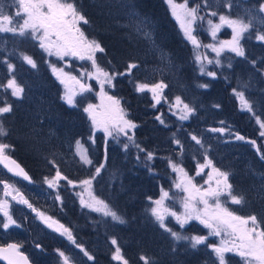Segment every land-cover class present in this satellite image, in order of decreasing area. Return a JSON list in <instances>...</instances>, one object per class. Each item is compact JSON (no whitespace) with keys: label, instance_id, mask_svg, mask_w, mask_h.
I'll return each instance as SVG.
<instances>
[{"label":"trees","instance_id":"1","mask_svg":"<svg viewBox=\"0 0 264 264\" xmlns=\"http://www.w3.org/2000/svg\"><path fill=\"white\" fill-rule=\"evenodd\" d=\"M75 3L88 20V24H80L85 35L97 40L105 50L95 54L97 64L115 75L112 86L104 85V92L120 100L126 118L137 125L129 134L134 132L136 144L144 151L123 135L115 139L106 137L102 131L94 132L83 109L93 104L102 113L110 102L100 97V84L95 77H87V73L94 71L91 61L72 56L63 59L49 56L30 36L12 33H0V68L8 70L7 63H11L18 69L16 72L29 73V78L22 80L25 92L21 97L12 96L9 89L7 92L0 89V106H4L5 101L12 106L11 112L0 116L8 132L7 136L0 137V142L11 146L9 152L26 165L37 183L43 179L44 172L52 176L57 169L70 179H90L95 167L104 165L95 176L97 182L93 183V191L122 217L123 223L81 208L75 197L65 194L63 208L54 210L52 215L70 229L79 245L102 242L104 249L94 253L96 264H121L112 258L116 247L121 249L129 264H143L141 256L149 258L150 264H213L215 258L210 248L205 245L192 248L188 241H175L159 226L150 209L155 207L153 201L160 199L163 190L169 193L165 206L177 213L183 212L181 200L186 193L175 187L179 174L172 170L169 161L182 166L189 177H194L193 183L207 187L204 182L211 168H205L200 175L196 172L200 164L211 160L213 166L229 173L233 193L244 197L240 205L229 202L224 206L237 215H256L264 228V159H261L264 137L260 136L264 129H260L251 113L241 109L233 93V89L243 91L253 111L264 121V42L256 40V33L250 32L241 40L244 57L227 50L217 57L212 48L206 47L213 45V37L209 36L207 8L201 3L198 15L204 20L198 21L195 32L199 48H194L184 36L166 0H75ZM13 7L14 4L7 7L9 15ZM16 19L13 18V24ZM213 19L218 20L217 16ZM138 25L151 34V39H145L136 31ZM227 29L219 30L215 39L225 40ZM197 54L207 58L204 60L206 70L216 72L215 77L200 73V64L195 59ZM24 55L35 60V68L23 59ZM208 59H219L220 64H207ZM129 63H136L138 67L131 74L119 75L125 73ZM53 66L91 85V91L75 97V107L63 99V85L52 71ZM160 81L168 87L163 90L167 100L161 99L159 104L150 92H138L135 87L137 83L151 85ZM200 84L209 87L201 88ZM2 93L7 94V99ZM42 94L45 96L41 103ZM177 96L195 109L188 120H180L174 114L177 109H170ZM41 105L50 118L64 124L72 119L75 121L72 144L79 140L84 145L92 165L48 151V145L30 121ZM214 128L225 131H211ZM93 133L95 142L89 139ZM237 135L244 139H236ZM192 136L201 144L192 140ZM124 144L128 145L127 150ZM147 152L153 153L150 161L146 159ZM224 200L222 196L221 201ZM165 223L183 235L209 233V229L195 219L183 228L171 216L166 217ZM113 239L116 245L111 243ZM220 239L208 236L207 243L219 244ZM67 240V236L61 235L63 244L56 247L63 252ZM226 259L228 264H243L235 253L226 254ZM0 264L5 263L0 260Z\"/></svg>","mask_w":264,"mask_h":264},{"label":"snow or ice","instance_id":"2","mask_svg":"<svg viewBox=\"0 0 264 264\" xmlns=\"http://www.w3.org/2000/svg\"><path fill=\"white\" fill-rule=\"evenodd\" d=\"M166 3L170 7L172 15L179 22L184 36L191 41L194 48H199L200 42L193 35V25L198 20H204L203 16L198 15L200 6L189 7L188 0H183L181 3H176L175 0H166ZM203 3L207 6V0H203ZM14 7L15 10L12 15H9L5 12L3 6H0V33H12L13 35L19 36L28 35L33 40L38 41L39 47L44 49L49 56L55 55L60 59H63L65 56H72L80 60L87 59L91 61L94 71L87 73V77L88 79L95 77L100 84L102 98H106L110 102L102 113H98L96 111L97 106L93 104H88L83 109L91 120L94 132L102 131L106 137H113L115 139L123 135L136 148L144 151V149H140V146L136 144L134 132L131 135L129 134V130H134L137 125L132 120L126 118L127 113L120 106V100L108 96L104 92V85L108 84L112 86L115 75L97 64L95 54L97 52L103 53L105 50L97 40L89 39L80 27L81 22L86 25L88 24V20L77 9L75 0H14ZM225 7L230 10L232 7L231 2L226 3ZM259 11L264 13V3L260 4ZM217 15V12H211V16ZM14 17L17 18L15 24H13ZM207 23L213 38H215L221 27L225 25L232 30L231 39L220 41L219 47L211 44L206 45V47L212 48L217 57L225 50L235 53V55L240 57L245 56V49L241 45V40L245 37L246 33H249L253 29V18L245 20L242 17L231 18L228 15H219V23H214L211 19ZM141 25L136 27V31L141 33L145 39H151V34L145 31ZM255 39L264 42V32H256ZM23 59L33 68L36 67V62L31 56L24 55ZM195 59L200 64V73L202 75L209 77L216 76V72L206 70L204 64V60L207 59L206 57L197 54ZM213 63L219 65L220 60H207V64ZM253 63L255 62L253 61ZM7 66L9 72L14 71V65L7 63ZM137 67L138 65L136 63H129L125 73H119V75L131 74L132 70ZM229 67H231L230 64ZM52 71L61 79V83H67L62 78L68 77V74L64 73L63 69H58L53 66ZM68 79H71L79 85V92L67 89L66 87L63 99L68 105L75 107L76 95L91 91L92 89L91 85L81 83L75 76L68 77ZM135 87L138 92H150L156 104H159L161 99L167 100V97L163 96V90L168 86L163 81L151 85L148 83H137ZM199 87L208 88L209 85L200 84ZM0 88H3L6 92L8 89H11V95L15 97H21L24 92V88L17 83L14 76L9 78L6 84H0ZM233 93L239 99L241 109L251 113L255 117L256 123L259 124L260 129H264V121L253 111L252 103L245 98L244 92L233 89ZM215 106L219 107V105ZM171 108L177 109V112L174 114L178 115V118L182 121L188 120L195 111L194 108L190 107L179 96L175 97V102L170 105ZM11 111L12 106L6 101L4 102V106H0V116ZM156 119L161 124L164 123L160 116H157ZM211 131L224 132L225 129L214 128ZM7 135V130L4 128L3 123L0 122V137ZM260 136L264 137V131H260ZM89 139L95 142L94 133ZM191 139L196 141L197 144H201V141L196 136H192ZM236 139L243 140L244 137L237 135ZM176 143L179 144V140H176ZM251 143L255 144V141H251ZM123 147L127 150L128 145L124 144ZM10 148L11 146L9 144L0 142V163L4 164L15 175L23 176L24 179H30L28 174L8 154ZM76 154L84 164L92 165L93 161L88 157L87 149L79 140L76 142ZM146 159L149 161L152 160L153 153L147 152ZM261 159H264V156ZM169 162L172 170L179 174L178 180L174 182L175 187L187 193V195L181 200L183 212L177 213L165 206L164 201L169 198V193L162 190L160 199L153 201L155 207L150 209L152 216L159 223V226L168 232L175 241H188L192 248H197L199 245H205L210 248L211 255L215 258L213 264H228L226 259V254L228 253H235L241 258L243 264H264V228L261 227V221L257 219L256 215H249L247 217L237 215L236 212L224 206L229 202L235 205H240L244 202L242 195L233 193V186L229 183L228 179L229 173L223 172L213 166L211 160H206L205 163L199 165V170L196 172V175H200L205 168H211V173L208 174V179L204 182L207 184V187H204V185L198 186L193 183L194 177H189L182 166L171 161ZM103 167V164L95 167V173L90 179L80 181L84 190L77 195L80 196V203L83 207L99 212L103 216L111 217L114 221L123 223L122 217L92 190V181L95 179V176L100 174ZM45 179L50 187H57V181L60 179L67 180V177L62 176L59 169H57L52 179ZM213 180H215L214 185L212 183ZM0 183L4 184L3 195L5 197L11 196L12 200H18L19 203L33 208L32 204L13 185L6 182ZM68 183L72 184L73 182L68 180ZM84 193H87V199L84 198ZM222 196L225 197L224 202L221 201ZM56 199H60V197L57 196ZM9 207L10 204L7 199H0V213L5 218L3 221H0V226L3 228H8L16 224V220L13 219L9 212ZM33 211L37 212V216L49 228L61 232L62 235L67 236L70 241L75 243L70 229L35 208H33ZM168 216L173 217L181 228L193 219L198 220L205 228L209 229V233L208 235H183L180 232L174 231L173 228L165 223V219ZM208 236L220 237L219 244L207 243ZM111 243L116 245L117 242L113 239ZM76 246L81 247L78 244ZM20 247L21 245L16 243L0 246V259L7 261V264H30L28 257L19 251ZM36 247L39 248L41 245L37 244ZM57 251L59 256L63 258V264H70L69 257L64 252ZM84 254L88 256L89 260L94 259L87 251H84ZM112 258L120 261L121 264H129V261L121 254L119 247L115 248ZM140 259L143 261V264H150L149 258L141 256Z\"/></svg>","mask_w":264,"mask_h":264},{"label":"rangeland","instance_id":"3","mask_svg":"<svg viewBox=\"0 0 264 264\" xmlns=\"http://www.w3.org/2000/svg\"><path fill=\"white\" fill-rule=\"evenodd\" d=\"M175 2L181 3L183 2V0H175ZM228 2H231L232 4L230 10L225 7V4ZM200 3L205 7L203 0H188L189 7H194L196 5H199ZM261 3H264V0H207V18L209 17L208 20L211 19L214 23H219V15H228L231 18L242 17L245 20L253 18L254 27L250 30V32H264V13H261L259 11V6ZM11 4H14V0L13 2L12 0H0V6H3L7 14H10L6 11V9ZM13 10H15V7H13ZM213 11L218 13V20L216 21L213 19V17L215 16H211V12ZM198 21L193 25L194 36H196L195 32ZM224 28H228L226 30L227 36L225 40H230L232 37V30L226 25L221 27L220 30H224ZM249 33H246L245 35ZM210 35L211 32L209 30V36ZM215 38H213L212 44L216 47H219V42L221 40ZM29 66L31 65L29 64ZM17 70L18 69L14 68V71L9 72V70L3 67L0 68V83L6 84L7 80L14 76L17 83L24 88L25 92V83H23L22 80L23 78H25L27 81L29 78V73H21V71L16 72ZM71 76L74 75L71 73L68 74V77ZM68 77H62L67 82L66 84L62 83L64 92L66 91V87L67 89L79 92V85H77L71 79H68ZM77 79L80 80L81 83H83L80 78ZM3 80L5 81L2 82ZM0 89L1 91H4L3 88ZM9 90L11 92V89ZM6 95L7 94L4 95L2 93L1 96L4 97V99H7ZM99 95L100 97H102L100 92ZM43 96H45V94H42L40 96L41 103L42 100L44 101ZM76 96H78V94ZM43 109V105H41L37 112L34 111V117L30 121L39 131V134L43 138V141L48 145V151L62 153L71 160L77 159L80 161L79 156L76 154V144H72L73 139L71 137L72 130L75 129V121L72 119L64 124L60 121H57L53 117L50 118ZM96 111L98 113H101V109L98 107H96ZM49 175L50 174L47 175V173L44 172L42 174L43 179L39 180L40 182L38 183L34 181H24L12 176L3 168V166L0 165V182H6L13 185L14 188L18 189L19 192L23 194V197L27 199L30 204H32L33 208L37 209L40 212H43L46 216H50L54 220H56L52 216L53 211L63 208V205L65 203L64 194L66 196L71 195L72 197H75L79 201L78 206H80L81 208H86L81 205L80 196L77 195L78 193H81L82 190H84L83 186L80 184V181L82 180L78 181L77 179L70 178H67V180L60 179L59 181H57V187H50L45 178L52 179L55 175ZM61 175L63 176L64 174L61 173ZM68 180H71L73 183L69 184ZM96 182L97 180L95 178V181H92V190L94 189L93 183ZM212 183L213 185L215 184L214 181H212ZM3 190L4 184L0 183V199L8 200L10 204L9 212L12 215L13 219L16 220V224L11 225L8 228H3L2 226H0V244H5L11 240H14L22 244L23 249L30 254V256L35 260L37 264H63V258L59 256V253L57 251H61V249H58V247H56L57 244H63V242H61V232H57L53 228H49L37 216V212L33 211V208H29L26 204L19 203L18 200H12L11 196L5 197L3 195ZM57 196H59L60 199H56ZM84 198H88L87 193H84ZM89 210L91 211V209ZM4 219L5 218L3 217V214L0 213V221H3ZM59 223L62 224L61 222ZM78 243L79 241H75V243H73L68 239L67 244L65 245V247H63V252L66 256L69 257L70 264H96L94 259H88V256L84 254V251H87L89 255L95 258L94 253L96 251L100 253V251L104 249V245L102 244V242H93L92 244L90 243V245L86 244L85 246L80 245L81 247H77L76 245ZM37 244L41 245V247H36Z\"/></svg>","mask_w":264,"mask_h":264},{"label":"water","instance_id":"4","mask_svg":"<svg viewBox=\"0 0 264 264\" xmlns=\"http://www.w3.org/2000/svg\"><path fill=\"white\" fill-rule=\"evenodd\" d=\"M8 154L10 155V157H11L13 160L16 161L17 164L20 165V167L24 170V172H26V173L28 174V176L30 177V179H24L23 176H17V175L14 174V172L9 171L8 168H6V167L4 166V164L0 163V165L3 166V168H4L8 173H10L12 176L17 177V178H19V179H21V180H24V181H32V180H33L32 173L29 171V169L26 167V165H25V164H24V163H23L18 157L14 156V155L11 154V153H8ZM35 212H36V211H35ZM13 243H16V244H20V245H21L19 251L22 252L24 255H26V256L28 257V259H29V261H30V264H37V263L31 258V256L29 255V253H28L26 250H24V249L22 248V244L19 243V242H17V241L11 240V241H9L8 243L0 244V246H7L8 244H13ZM0 260H1L3 263L7 264V261H5V260H3V259H0Z\"/></svg>","mask_w":264,"mask_h":264},{"label":"flooded vegetation","instance_id":"5","mask_svg":"<svg viewBox=\"0 0 264 264\" xmlns=\"http://www.w3.org/2000/svg\"><path fill=\"white\" fill-rule=\"evenodd\" d=\"M32 258V257H31Z\"/></svg>","mask_w":264,"mask_h":264}]
</instances>
